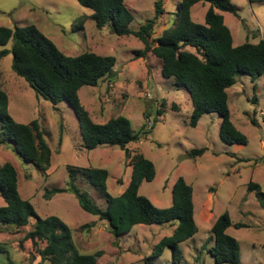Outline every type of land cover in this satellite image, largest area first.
Masks as SVG:
<instances>
[{
  "label": "rangeland",
  "instance_id": "374dc122",
  "mask_svg": "<svg viewBox=\"0 0 264 264\" xmlns=\"http://www.w3.org/2000/svg\"><path fill=\"white\" fill-rule=\"evenodd\" d=\"M135 20L131 30H139L155 17L159 0H125ZM237 16L221 12L225 24L233 33L234 46L247 42L256 44L264 39V2L231 0ZM181 0H163V14L155 26V36L170 28ZM193 20L203 24L209 4H199ZM92 12L77 0H0V27L14 28L35 25L67 56L87 52L116 58L114 75L97 87L84 86L79 91L82 105L95 123L105 124L118 116L127 117L135 133L143 125L150 133L129 147L131 155L143 154L156 168V178L144 182L140 194L161 209L173 203L172 190L179 178H184L194 189L195 219L199 233L181 245L182 260L174 263L168 249L162 257L152 258L149 264H216L209 253L214 245L211 228L226 211L233 224L243 223L246 228L228 230L241 247V264H264V208L249 192L250 182L261 186L264 192V78L252 82L247 75L238 76L228 90L229 108L235 126L248 139L247 145H228L220 139L221 118L206 114L196 128L189 127L193 104L185 87L175 85L173 78L162 75V63L154 55L136 58V51L144 48L135 38L119 37L111 28H97ZM83 28L75 31L73 23ZM80 18V19H81ZM11 41L3 49H11ZM0 89L8 94L10 115L21 124L37 120L45 132L51 148V165L43 174L34 164L26 162L16 151L15 144L3 139L0 120V167L11 163L18 173V188L23 199L30 201L41 218L59 217L72 230L76 249L97 257V264H144L155 245L170 237L177 227L159 224L138 225L131 232L115 237L109 227L97 217L83 211L70 191V176L82 174L81 169L91 165L109 171L108 192L120 196L129 186L133 167L126 153L118 147L99 146L93 151L83 149L82 136L76 113L66 102L53 105L36 96L29 84L12 70V55L0 61ZM165 102L166 106L162 107ZM163 118L155 122L157 111ZM207 148L197 157L189 152ZM77 186L88 192L103 209L106 200L80 178ZM55 189L66 192L51 196ZM5 202L0 195V207ZM35 219L20 230L0 226V264H50L43 261L39 250L44 244L34 245L25 240Z\"/></svg>",
  "mask_w": 264,
  "mask_h": 264
},
{
  "label": "trees",
  "instance_id": "16d2710c",
  "mask_svg": "<svg viewBox=\"0 0 264 264\" xmlns=\"http://www.w3.org/2000/svg\"><path fill=\"white\" fill-rule=\"evenodd\" d=\"M77 1L92 12L91 18L97 28L109 26L116 36H134L139 39L144 48L136 51V58L154 55L162 63V75L173 78L177 87L188 90L193 104L189 127L196 128L206 114H218L221 118V141L228 145H247L246 135L232 121L228 90L236 84L238 76L247 75L253 83L264 78V39L256 44L247 42L234 46L231 30L225 24L224 17L216 11L237 16L231 0H181L173 25L162 31L156 44L151 43V39L155 36L159 16L163 14V0L155 5V17L137 31L130 28L135 17L125 0ZM198 3L209 4L203 24L195 22L192 16V9ZM80 18L79 25L73 23L75 31L84 26L83 18ZM11 41V49L0 51V61L12 55L13 72L29 84L37 97L50 102L54 109L58 110L61 102L70 105L78 117L83 149L93 151L103 145L118 147L130 159L133 167L131 181L120 196L115 197L108 192L109 171L106 169L89 165L81 169L82 174H71L70 191L81 209L105 222L115 237L131 232L138 225L177 223L173 234L154 246L144 264H149L152 258L162 257L168 249L173 252L174 263L181 261V245L199 233L193 187L184 178H179L172 190L173 203L166 209L157 207L142 196L140 188L144 182L154 181L156 168L143 154L131 155L129 147L140 142L150 130L143 125L135 133L131 121L125 116L112 118L105 124L95 123L80 100L79 91L84 86L97 87L102 80L114 75L116 58L92 52L67 56L35 25L0 27V48L6 47ZM165 106L163 102L162 107ZM163 116L164 112L159 109L155 122ZM0 120L3 135L1 143L12 141L17 153L45 174L51 165L52 151L42 126L37 120L27 125L14 120L9 112L8 94L1 89ZM206 151L207 148L192 150L189 155L197 157ZM78 178L106 200L105 209L88 192L77 186L75 180ZM248 191H256V198L264 208L261 186L250 182ZM64 192L60 189L48 192L47 200ZM0 195L5 202V206L0 207L1 228L20 230L27 227L31 219H35L25 240H32L36 246L44 244L39 250L43 261H49L50 264H97V257L102 253L89 255L79 252L72 242V230L66 223L56 216L41 218L30 201L22 198L18 188V173L11 163L0 167ZM232 226L237 230L247 227L243 223L233 224L230 213L226 211L211 228L214 245L209 248V253L216 264H241L240 244L228 233Z\"/></svg>",
  "mask_w": 264,
  "mask_h": 264
},
{
  "label": "crops",
  "instance_id": "0c3cea01",
  "mask_svg": "<svg viewBox=\"0 0 264 264\" xmlns=\"http://www.w3.org/2000/svg\"><path fill=\"white\" fill-rule=\"evenodd\" d=\"M199 4L202 5L203 3H198V4H196V5L193 7V9H192V16L194 15V10H196L195 8H197V6H198ZM204 5H205V4H204ZM216 11H217L218 13H221V12L218 11V10H216ZM206 13H207V11H206ZM206 13H205V14H206ZM204 22H205V21H204ZM231 33H232V32H231ZM232 36H233V33H232ZM233 40H234V38H233ZM149 55H151V54H149ZM150 57H151V56H149V57L147 56L146 59H147V58H150ZM143 59H145V58H143ZM229 97H230V96H229ZM263 114H264V113H261V115H263ZM231 116H232V115H231Z\"/></svg>",
  "mask_w": 264,
  "mask_h": 264
},
{
  "label": "built area",
  "instance_id": "2783aa9c",
  "mask_svg": "<svg viewBox=\"0 0 264 264\" xmlns=\"http://www.w3.org/2000/svg\"><path fill=\"white\" fill-rule=\"evenodd\" d=\"M263 147H264V143H263Z\"/></svg>",
  "mask_w": 264,
  "mask_h": 264
}]
</instances>
